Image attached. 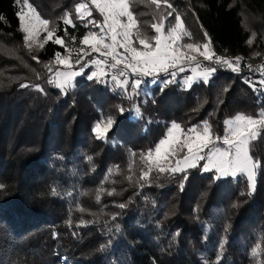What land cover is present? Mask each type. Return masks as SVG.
<instances>
[{"label": "trees", "instance_id": "1", "mask_svg": "<svg viewBox=\"0 0 264 264\" xmlns=\"http://www.w3.org/2000/svg\"><path fill=\"white\" fill-rule=\"evenodd\" d=\"M78 1L29 0L65 40L64 46L48 41L43 49L29 51L16 15L20 5L0 0V264H216L222 242L219 264L264 261V137L253 142L252 154L262 167L250 195L244 176L214 180V173L199 169L188 170L186 180L184 174L159 179L153 174L150 186L140 189L135 183L144 167L139 154L154 147L172 121L187 128L208 120L222 135L225 119L255 115L264 107V93L258 104L257 93L243 77L259 80L243 65L236 74L200 58L203 66L217 71L208 83L197 81L188 90L181 75L166 87L161 76L129 100L111 75L101 78L104 83L88 80L90 68L66 92L58 90L47 83L52 72L44 65L54 71L59 67L55 52L68 55L72 50L71 63L79 69L76 50L91 26L76 19ZM168 2L176 12L165 21V31L180 14L190 34L183 44L207 39L218 56L254 63L264 59V0ZM132 10L149 35L155 34L149 25L168 11L149 0ZM66 12L75 28L64 25ZM93 18L102 21L96 11ZM44 35L40 33L41 40ZM192 66H185L184 73ZM21 83L40 84L44 92L20 88ZM101 115L116 120L105 141L91 131ZM113 188L115 194L108 196ZM258 243L262 251L254 259L251 250Z\"/></svg>", "mask_w": 264, "mask_h": 264}, {"label": "snow or ice", "instance_id": "2", "mask_svg": "<svg viewBox=\"0 0 264 264\" xmlns=\"http://www.w3.org/2000/svg\"><path fill=\"white\" fill-rule=\"evenodd\" d=\"M144 2L145 0H86V2L77 3L75 5L76 19L85 28L91 26L87 34L80 40L81 47L76 50L75 65L80 66L79 70H72L74 67L71 63L72 50H68V55H62L57 51L54 54V63L63 66L65 70L61 71L57 68L54 76H50L47 83L66 92L74 86L75 78L85 74V70L90 66H93L95 70L87 75V79H95L101 83L105 82L101 78H106L109 75L106 69L117 70L118 74L112 75L111 80L115 87L122 93L128 94L127 98L131 100L133 96L140 94L142 86L146 82L155 84L163 76L161 84L164 87L175 84L177 77L186 71L185 66L195 64V67L191 68L192 74L183 76L181 80L182 87L188 90L197 81L202 80L204 83H208L217 71L216 67L203 66L197 60V55L193 53L203 57L204 61L212 62L236 74L241 73L242 57L227 59L218 56L212 51L210 41L203 45L198 43L183 44V38L190 34L186 32L180 14L175 15V23L165 31V21L176 12L168 0H149L157 9H160L162 4L168 9L166 13L159 14L158 22L149 25L155 33L149 35L141 28L140 21L132 10L134 4ZM17 4L21 5V0H17ZM93 11L99 13L103 18L102 21L93 18ZM16 15L20 30L24 33V43L29 51L33 48L43 49L48 41L58 46L65 45L64 38L57 35V26L49 19L42 18L29 0H23ZM61 19L65 26L75 28L70 13L66 12ZM92 29H98V31ZM42 32L46 35L41 40L40 33ZM205 36H207L206 32ZM72 39L75 40V37ZM92 52L100 55L86 60L85 58L89 57ZM32 59L38 61L36 56H33ZM44 67L50 73L53 71L48 64H45ZM245 67L249 71L264 74V64L255 69L250 64H246ZM145 78H151V80L146 81ZM243 81L257 93V103L260 104L259 95L264 93V79L254 81L245 76ZM257 84L260 87H257ZM19 87H34L37 91L44 92V88L40 84L21 83ZM227 90L226 88L225 91ZM119 112L123 115L125 109L121 107ZM135 114L138 118L141 116L138 107L135 109ZM115 124L116 120L112 116L105 119L101 115L91 131L96 139L105 141ZM262 137H264V107H260L255 115L237 113L233 117L225 119L222 135L213 130V126L208 120L187 128L172 121L154 147L139 154V159L144 167L140 169L139 177L135 183L140 189L146 185L150 186L153 174L155 179L184 174L183 179L186 180L188 170L199 169L204 173H214V180L229 176L233 178L246 177L250 195L256 187L257 171L262 167L261 160L254 158L252 154L253 142ZM135 155L134 152L130 154V156ZM92 159L91 156L87 157L89 162ZM128 167L131 170V159ZM108 173L110 175L112 169H109ZM104 179L107 180L108 175ZM126 179L129 182L133 181L131 175H128ZM181 187H183V181ZM3 188L4 185L0 184V189ZM100 191H104L103 185H101ZM114 194V188L107 192L108 196ZM100 199L101 195L98 192L97 202ZM119 207L124 208L125 204H120ZM116 230L119 231V226ZM225 230H227V225ZM219 248L216 264H219L223 257V242ZM261 251V245L256 244L251 250L252 257L257 258ZM257 264H264V261L257 260Z\"/></svg>", "mask_w": 264, "mask_h": 264}, {"label": "rangeland", "instance_id": "3", "mask_svg": "<svg viewBox=\"0 0 264 264\" xmlns=\"http://www.w3.org/2000/svg\"><path fill=\"white\" fill-rule=\"evenodd\" d=\"M81 2H86V1H84V0H81V1H78L77 3H81ZM22 3H23V0H22V2H21V5H22ZM76 3V4H77ZM75 4V5H76ZM20 5V6H21ZM20 9V8H19ZM74 10H75V7H74ZM19 11V10H18ZM17 11V12H18ZM103 19V18H102ZM19 25V24H18ZM20 26V25H19ZM87 34V33H86ZM23 35H24V33H23ZM85 35V34H84ZM84 35H82L81 37H83ZM208 40L207 39H205L202 43H201V45H203V43H205V42H207ZM88 49L86 48V51H87ZM202 50V49H201ZM121 51H122V49H121ZM194 55H197V60H199L200 58H203V57H201V56H199L198 54H196V53H193ZM90 55H91V57L89 58V59H92V58H96V57H98L100 54H98V53H94V52H92V53H90ZM102 58V57H101ZM88 59V57H87V59L86 60H89ZM261 60H263L264 61V59H261ZM260 61V60H259ZM187 66V65H186ZM192 67H195V66H192ZM57 68H59L61 71H64L65 69L63 68V66L61 67V66H59V67H57ZM56 68V69H57ZM89 68H93V70H95V68L93 67V66H90ZM56 69H54V71H52V73H51V76H54V73H55V70ZM72 70H74V71H78L77 69L75 70L74 68H72ZM192 73H191V68H189V72H187V73H182V74H180L181 76H180V78H179V80L181 81L182 80V78H183V76H185V75H191ZM121 79H122V77H121ZM256 79H258V80H260V77H256ZM245 180H246V177H245ZM247 183V182H246Z\"/></svg>", "mask_w": 264, "mask_h": 264}, {"label": "built area", "instance_id": "4", "mask_svg": "<svg viewBox=\"0 0 264 264\" xmlns=\"http://www.w3.org/2000/svg\"><path fill=\"white\" fill-rule=\"evenodd\" d=\"M235 58V57H234ZM233 58V59H234ZM199 62H200V60H198ZM246 64H250V65H252V67L255 69V68H257V67H259L260 65H262V64H264V61L263 60H260V61H256L255 63L254 62H250V61H248V60H244L243 58H242V60H241V66L243 65V69H245V70H248L246 67H245V65ZM91 71H93V68H90V70L88 71V73H87V75H90L91 74ZM106 71H108L109 72V75H116V74H118V72H117V70H111V69H106ZM249 71V70H248ZM249 72H251V74L253 75V76H255V77H260V78H263L264 77V74H261L260 72H254V71H249ZM130 75V74H129Z\"/></svg>", "mask_w": 264, "mask_h": 264}]
</instances>
